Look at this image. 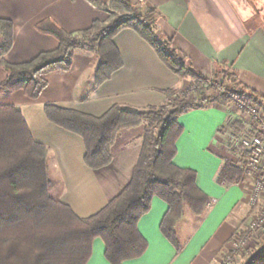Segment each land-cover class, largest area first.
I'll list each match as a JSON object with an SVG mask.
<instances>
[{"label": "crops", "instance_id": "0c3cea01", "mask_svg": "<svg viewBox=\"0 0 264 264\" xmlns=\"http://www.w3.org/2000/svg\"><path fill=\"white\" fill-rule=\"evenodd\" d=\"M95 1L109 0H0V17L11 19L15 27L13 45L3 59L20 63L56 48L58 40L36 28L44 18L54 19L68 31L88 28L94 20H107L108 12L95 6ZM131 1L136 9L156 8L158 36L170 39L177 57L193 70L212 76L217 67L226 64L264 102V8L250 9L249 0ZM248 13L255 15L254 27L248 25L250 18H242ZM114 41L124 64L99 87L94 84L97 59L91 52H76L69 70L46 74L48 85L35 99L23 90L0 87V105L18 106L33 138L50 147L52 197L69 204L81 217L99 211L129 182L140 155L145 125L122 130L112 147V163L94 170L84 162L83 138L49 121L45 104L94 115L103 114L114 104L145 110L165 103L163 90L177 88L180 92L191 85L189 79H180L162 63L134 30H122ZM229 116L236 119V112L216 101L179 117L184 131L177 141L174 162L194 169L198 186L214 200L206 215L199 217L186 210L179 221L182 251L177 252L162 233L160 224L168 203L154 196L150 210L138 223L148 248L141 257L123 264H218L223 258L229 240L249 214L251 191V180L247 178L231 185H221L216 180L224 160L239 159L241 164L243 160L237 149V155L232 150L230 132H218ZM240 261L238 264H244L246 260ZM87 264H110L102 238L94 240Z\"/></svg>", "mask_w": 264, "mask_h": 264}, {"label": "trees", "instance_id": "16d2710c", "mask_svg": "<svg viewBox=\"0 0 264 264\" xmlns=\"http://www.w3.org/2000/svg\"><path fill=\"white\" fill-rule=\"evenodd\" d=\"M93 3L108 12L107 20H94L88 28L68 31L54 19L44 18L37 22L36 28L53 35L58 40L57 47L20 63L3 59L13 45L15 27L11 19L0 17V67L5 70L0 87L8 91L23 90L35 99L48 85L46 74L69 70L76 52L95 55L94 84L99 87L123 67L114 38L124 29L134 30L154 49L162 63L180 79H189L191 85L188 91L163 90L165 103L145 110L114 104L103 114L94 115L54 103L45 104L49 121L83 138L84 162L94 170L112 163V147L122 130L145 125L131 179L104 207L87 217L77 215L69 204L52 197L50 147L33 138L18 106L0 105V264H87L97 237L105 243V257L110 264L141 257L148 241L138 223L150 210L154 196L168 203L160 229L177 252H181L179 221L186 210L195 216L206 215L214 200L198 186L194 169L174 162L177 141L184 131L179 117L216 101L229 106L231 97L220 91L226 85L264 107L261 96L242 84L237 71L230 66L220 65L212 76H205L177 57L171 40L158 36L156 8L137 11L131 0ZM249 7L262 9L264 0H252ZM210 79L213 83H209ZM244 124V120L229 116L218 132L229 131L238 136ZM232 150L237 155L236 148ZM216 180L221 185L244 182L240 160H224ZM246 260L244 264H264V243L251 249Z\"/></svg>", "mask_w": 264, "mask_h": 264}, {"label": "built area", "instance_id": "2783aa9c", "mask_svg": "<svg viewBox=\"0 0 264 264\" xmlns=\"http://www.w3.org/2000/svg\"><path fill=\"white\" fill-rule=\"evenodd\" d=\"M209 83H213L212 79ZM182 91H188V87ZM220 91L231 97V102L243 112L246 123L238 136L230 133L229 141H232V148L243 155L244 177L251 180L250 211L247 220L245 218L247 227L232 235L219 262L236 264L238 259L249 257L251 249L264 243V107L233 90L230 85L221 86Z\"/></svg>", "mask_w": 264, "mask_h": 264}, {"label": "rangeland", "instance_id": "374dc122", "mask_svg": "<svg viewBox=\"0 0 264 264\" xmlns=\"http://www.w3.org/2000/svg\"><path fill=\"white\" fill-rule=\"evenodd\" d=\"M251 2H252V0H251ZM251 2H250V4H251ZM137 11H140V9H136ZM251 11V10H250ZM255 15H252L251 13H248V14H244L243 16H242V18L244 19V18H247V19H252L253 17H254ZM249 19V23H248V25H250V26H253V25H256V21L255 20H250ZM245 23H246V21H245ZM254 27V26H253ZM1 75H2V77H4V75H5V70L2 68V67H0V77H1ZM1 77V78H2ZM1 89H3V88H1ZM229 107L233 110V111H235L236 112V118H242V119H244V121H245V116H243V112L240 110V109H238L237 108V106L235 105V103H230L229 104ZM238 157V156H237ZM248 218V217H247ZM247 218H246V220H247ZM246 220L244 219V221L242 222L243 224H241L242 225V228H240L242 231L247 227V224H246ZM239 229V228H238ZM186 231L187 230H184V233H186ZM250 255V254H249ZM248 256V255H247ZM246 256H244L242 259H243V261L244 260H246ZM241 260V259H240ZM239 259H238V261H235V263L236 264H238V262H241ZM247 261V260H246ZM219 264V263H218ZM221 264V263H220Z\"/></svg>", "mask_w": 264, "mask_h": 264}]
</instances>
